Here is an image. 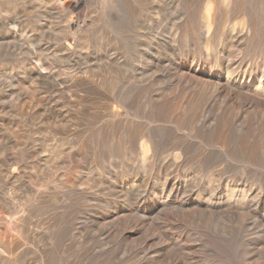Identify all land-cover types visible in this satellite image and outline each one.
Instances as JSON below:
<instances>
[{"label": "rangeland", "instance_id": "374dc122", "mask_svg": "<svg viewBox=\"0 0 264 264\" xmlns=\"http://www.w3.org/2000/svg\"><path fill=\"white\" fill-rule=\"evenodd\" d=\"M76 1L0 0V264H264V208L258 203L264 199V154L253 166L239 146L250 148L264 133V100L254 93L264 78L250 71L254 59L264 64V0H231L221 14L227 28L213 36L202 29L208 0ZM242 10L256 32L232 42L229 30ZM70 20L82 29H70ZM188 72L197 84L188 83ZM63 81L85 96L76 108L56 86ZM214 88H222V100L205 110ZM230 90L236 100L224 99ZM175 98L188 100L182 110L176 111ZM114 105L123 107L121 128L109 118L99 125L97 117ZM224 112L235 125L226 128L228 137L220 136ZM76 121L81 127L73 133ZM139 127L149 129L162 160L182 143L188 153L181 166L143 165L131 150ZM67 133L75 134L68 142ZM18 135L23 145L16 149ZM62 160L65 176L53 164ZM23 166L25 180H43L40 187L51 193L33 194L19 184L15 175ZM147 174L156 183L172 175L181 195L168 197L156 185L150 199L122 209L111 196L133 185L145 192ZM11 204L26 208L21 231ZM38 217L52 222L36 240L29 222ZM150 238L164 249L145 259L136 250ZM15 240L23 248L16 249Z\"/></svg>", "mask_w": 264, "mask_h": 264}, {"label": "bare ground", "instance_id": "6f19581e", "mask_svg": "<svg viewBox=\"0 0 264 264\" xmlns=\"http://www.w3.org/2000/svg\"><path fill=\"white\" fill-rule=\"evenodd\" d=\"M237 1V0H236ZM240 1V0H239ZM79 2V0H77L76 2H75V4H77ZM239 4L241 3V2H238ZM237 3V4H238ZM241 6V5H240ZM239 6V7H240ZM230 8H231V0H208V2H207V4H206V7L204 8V11L202 12V15H201V19H202V29H203V32H207V34H211L212 33V36H213V34L215 35V32H216V34L219 32V31H222V34L224 33V30L223 29H225L226 30V24L229 22V19H226L227 20V22L226 21H224V19H221V14L222 13H224V11L225 12H229V10H230ZM242 9V8H241ZM240 10V9H239ZM245 10H242L241 12H239V14H241L242 15V13H243V17L237 22V23H235L234 24V26L229 30L230 31V34L231 35H234V37H233V39H231L232 40V42H233V40L235 39L236 41H239V43H241L242 42V40L245 38V37H247V36H249L250 34H251V32H256V28L252 25V21L250 20V19H247V18H245V12H244ZM223 18L225 17V15H223L222 16ZM227 18V17H226ZM72 20V19H71ZM69 21V23L70 24H68V26H69V28L70 29H78L80 26L79 25H76L73 21ZM84 23H86L85 21H84ZM3 25H8V23H3ZM189 25V24H188ZM187 25V26H188ZM11 30L13 29V30H16L15 32H13V34L16 36L17 35V37L18 38H23L24 39V37H23V35H21L20 34V32H19V29H17L16 27H11L10 28ZM79 29H82V27L81 28H79ZM191 29H192V26H189V28H187L186 30L189 32V31H191ZM190 33V32H189ZM24 41V40H23ZM64 42V41H63ZM209 41L207 42V51H206V53L208 54V46H209ZM237 43V42H236ZM238 44V43H237ZM211 46V45H210ZM72 47V46H71ZM67 48V47H66ZM65 48V49H66ZM230 48H234V47H230ZM69 50V49H68ZM44 52V51H43ZM63 53V52H62ZM68 53V52H67ZM59 54V53H58ZM201 55V54H200ZM209 55V54H208ZM229 61V60H228ZM256 59H254L253 60V64L251 65V69H250V71H251V73H253V72H257V73H259V74H261L262 76H261V79L263 80V78H264V64H261L259 61H257ZM256 63V65L254 66V64ZM65 64V63H64ZM48 66V65H47ZM69 67V66H68ZM72 67V66H71ZM86 68H88L87 66H86ZM189 70V69H188ZM64 73V72H63ZM86 74V76H85V78H87L88 76H89V71H85V72H83L82 74ZM35 74V73H34ZM41 74H46V72L45 71H41ZM71 74V73H70ZM73 74V73H72ZM74 74H75V72H74ZM84 74V75H85ZM186 74V76L188 77V79H189V82L188 83H194V84H197V82H199V80H198V77L194 74V73H191V72H188V73H185ZM66 75V74H65ZM63 76H64V74H63ZM67 76H70V75H67ZM80 76H82V75H80ZM77 77V76H76ZM75 77V78H76ZM90 77V76H89ZM93 77V76H92ZM69 78V77H68ZM72 78V77H71ZM73 79V78H72ZM82 79H83V77H82ZM88 79V78H87ZM68 80V82H69V79H67ZM89 80V79H88ZM57 84V83H56ZM60 84V83H59ZM59 84H57L56 86L57 87H59L58 89H59V91L61 92V93H63V95L65 96V98H68L67 99V103L68 104H71L72 105V108H76L77 107V105H76V103L78 104V103H80V102H82L84 99H85V96H83V95H80V93H78V92H75V91H73V90H70V88H72V87H70V85H67V82L66 81H63L62 82V84L64 85L63 87H60V85ZM72 84V83H71ZM74 86V85H73ZM75 87V86H74ZM261 87V86H260ZM211 89V88H210ZM215 89V88H214ZM258 89V88H257ZM229 90V89H228ZM68 91L71 93V94H69L68 93ZM36 92V91H35ZM223 90H222V88H220V89H215L214 91H209L208 93H209V98L206 100V102H205V104H204V106L206 107V109L205 110H207V107L209 108H216L217 106H218V98L220 97L221 98V96H223ZM225 92H226V90H225ZM64 93H66V94H64ZM207 93V94H208ZM255 93V95H257V97H258V100L260 101V102H262L263 100H264V84H263V86L261 87V89L259 90V92H254ZM235 94H234V92H233V90H230L229 91V93H228V91H227V94L226 95H224L225 97H224V99L226 100L227 98L229 99V98H232L233 96H234ZM71 96H76L75 97V101L73 100V98L74 97H72V99H71ZM250 96V95H249ZM256 97V96H255ZM251 98H253V97H251ZM92 99V98H91ZM115 99V98H114ZM196 99V100H195ZM195 99H192L194 102H196V103H199V101L200 100H198V98H195ZM233 99H235V97H233ZM237 99V98H236ZM235 99V100H236ZM257 99V98H256ZM112 101H113V99H111ZM221 100H222V98H221ZM224 100V101H225ZM232 100V99H231ZM230 100V101H231ZM72 101H74V102H72ZM163 101H165V100H163ZM238 101V100H237ZM241 101H243V99L241 100ZM254 101V100H253ZM76 102V103H75ZM168 102H169V100H168ZM172 102H176L175 103V105L177 106V107H179L178 109H176V111H179V110H182V108H183V106H184V103H187L188 102V100L187 99H180V100H178V99H174ZM221 102V101H220ZM232 102V101H231ZM235 102V101H234ZM240 102V101H239ZM255 102V101H254ZM264 102V101H263ZM225 103V102H224ZM233 103V102H232ZM54 104V103H53ZM234 104V103H233ZM237 104V103H236ZM245 104V103H244ZM104 105V104H103ZM203 105V104H202ZM225 105V104H224ZM242 105V104H241ZM241 105H239V106H241ZM53 106V105H52ZM105 106H106V104H105ZM108 106V105H107ZM117 106V105H116ZM127 106V105H126ZM235 106V105H234ZM249 106V105H248ZM112 107V108H111ZM111 107H107V109H106V112L104 113V111L103 112H101V111H99V112H101V116H99V117H97L98 119H99V121H100V123H99V125H101V123H103L104 122V118L106 119V118H109L110 119V121L112 122H116L117 123V125H118V129H120L119 128V126H121V124H122V118H123V115H122V111H121V108H123V107H115V105L114 106H111ZM202 107V112L204 113V108H203V106H201ZM233 107V106H232ZM243 107H245V105L243 106ZM242 107V108H243ZM250 107V106H249ZM79 108V107H78ZM225 108H229V110H230V107L229 106H226ZM224 108V109H225ZM241 108V109H242ZM87 109V108H86ZM131 109H133V108H131ZM221 109V108H220ZM259 109V108H258ZM91 110V109H90ZM104 110V109H103ZM227 110V112H228V109H226ZM246 110V109H245ZM261 110H263V112L261 113V120H262V124L264 123V108H262ZM77 111V110H76ZM79 111V110H78ZM81 111V110H80ZM86 111H88V110H86ZM219 111V110H218ZM222 111V110H221ZM232 111V110H231ZM238 111V110H237ZM252 111V110H251ZM66 112V111H65ZM73 112H74V110H73ZM85 112V111H84ZM220 112V111H219ZM76 113V112H75ZM80 113V112H79ZM202 113V114H203ZM236 113V112H235ZM248 113V112H247ZM88 114V113H87ZM240 115H241V113H240ZM75 116V115H74ZM78 116V115H77ZM234 116H237V115H234ZM64 117V116H63ZM85 117V116H84ZM238 117V116H237ZM91 118V117H90ZM234 118V117H233ZM236 118V117H235ZM245 118V117H244ZM45 119V118H44ZM57 119V118H56ZM79 119V118H78ZM82 120H83V118H81ZM80 119V120H81ZM51 120V119H50ZM48 121V120H47ZM67 121V120H66ZM73 121H75V120H73ZM85 121V120H84ZM103 121V122H102ZM109 121V122H110ZM124 121V120H123ZM188 121H190L191 122V119L190 120H188ZM41 122V121H40ZM68 122V121H67ZM79 122L80 121H76V123L77 124H73V127H72V129L70 130V131H72L73 133H76L77 131H79L78 130V127L80 126V125H78L79 124ZM90 122H91V119H90ZM110 122V123H111ZM233 122H234V120L232 119V120H230L229 121V119H228V115H227V113L226 112H224L223 113V118H222V122H220V124H219V127L221 128L220 130H223L222 131V135L220 134V136L221 137H223V135H226V137H228V130L226 129V128H232L233 126H235L234 124H233ZM261 122V121H260ZM50 123H51V121H50ZM83 123V122H82ZM98 123V122H97ZM133 123V122H132ZM32 124H35V123H32ZM47 124V123H46ZM50 125V124H49ZM98 125V126H99ZM39 126V125H38ZM103 126H105V125H103ZM263 126V125H262ZM81 127V126H80ZM112 127V126H111ZM114 127V126H113ZM132 127H134V125H132ZM115 128V127H114ZM82 129V128H81ZM109 129H111V128H109ZM117 129V128H116ZM115 130V131H118V132H120V130ZM84 130H85V128H84ZM148 130L149 129H147V128H145L144 129V127H139V128H137V131L133 134V142H131L132 143V147H131V150H132V152H134V153H136L137 154V156H139V157H137L138 158V160L143 164V165H146L147 164V162H149V161H151V162H154V164L153 165H156V166H170V167H173V168H179L180 166H181V164H182V162H184L185 161V156H186V154L188 153V152H186L185 150H183V145H182V143L181 144H177V143H175V144H173L172 146H171V148H169V150H168V153H167V155L165 156V158H163V160L162 159H160V157L157 155V153H158V151H157V149L155 148V145L153 144V142H152V139H151V133H149L148 132ZM191 130V129H190ZM241 130H244V124L241 126ZM42 131V130H41ZM69 131V132H70ZM81 131V130H80ZM83 131V130H82ZM96 131H98V133L99 132H101L102 130H98V128H97V130ZM110 131V130H109ZM240 131V130H239ZM254 131L255 132H257V131H261V126H260V129L258 128V130H257V128L256 129H254ZM38 132V131H37ZM46 132V131H45ZM48 132H49V130H48ZM112 132H113V130H112ZM194 132V131H193ZM224 132H226V133H224ZM254 132V135H257L256 133ZM73 133H67L68 135H66V138H63V139H65V140H67V142L69 141V138L71 137V136H73V135H75V134H73ZM80 133V132H79ZM82 133V132H81ZM103 133H104V131H103ZM107 133V132H106ZM78 134V133H77ZM22 135V134H21ZM80 135V134H79ZM174 135V139H182V137L181 136H179V135H176L175 133L173 134ZM40 136V135H39ZM45 136V135H44ZM52 136V135H51ZM99 136V135H98ZM101 136V135H100ZM119 136V135H118ZM238 136V135H237ZM29 137V136H28ZM63 137V136H62ZM116 137V136H115ZM121 137V136H120ZM131 137V138H132ZM76 138V137H75ZM29 139H31V138H29ZM52 139V138H51ZM79 139V138H78ZM23 140H26V139H23ZM122 140V139H121ZM256 140L257 139H255V140H253L252 142H253V144L250 146V148H248V146L247 145H245V144H241V145H239L240 146V150L243 152V153H246V154H241V156L244 158V160H246V161H250L251 163H252V165L254 166V165H256V163L255 162H257L258 160H259V158L258 157H260V156H262L263 154H264V133L262 134H260V136H259V139H258V141L256 142ZM44 141V140H43ZM234 141V140H233ZM45 142V141H44ZM75 142V141H74ZM54 143V142H53ZM75 143H78V142H75ZM85 143V142H84ZM218 143H220V142H218ZM47 144V143H46ZM65 144V143H64ZM79 144V143H78ZM77 144V145H78ZM23 145V141L21 140V138H19V135H18V137H17V139H16V149L18 148V147H20V146H22ZM36 145V144H35ZM83 145V144H82ZM47 146H49L48 144H47ZM81 146V145H80ZM50 147V146H49ZM45 148V147H44ZM51 148V147H50ZM219 148V147H218ZM32 149V148H31ZM46 149V148H45ZM52 149V148H51ZM44 150V149H43ZM47 150V149H46ZM45 150V151H46ZM56 151V150H55ZM55 151L53 152V153H55ZM263 151V152H262ZM46 153V152H45ZM48 153V152H47ZM57 154L56 155H59V153L58 152H56ZM61 153V152H60ZM251 153V154H250ZM262 153V154H261ZM42 154H44V151H43V153L41 152V155ZM62 154V153H61ZM53 155V154H52ZM34 156H36V155H34ZM45 158H46V156H44ZM43 157V158H44ZM52 158V156H49V158ZM61 157V156H60ZM60 157L58 158V159H60ZM47 160H48V158H47ZM50 160V159H49ZM52 160V159H51ZM46 161V160H45ZM21 162V161H20ZM52 162V161H51ZM54 163L53 164H56L57 166L56 167H59L60 169H62V170H60V175L61 176H65L66 175V162H63V160L62 161H58L57 163H55V161H53ZM18 163V162H17ZM50 164V163H49ZM53 164H51V165H53ZM38 165V164H37ZM48 166V165H47ZM38 166H36V168H37ZM50 167H52V166H50ZM49 167V168H50ZM35 168V167H34ZM161 168V167H160ZM25 168H24V166H23V169H22V172H21V175H15V177L18 179V182H19V184H21L23 187H26V188H28V190L29 191H31V193L33 192V194H35V193H37L38 195H46V193H47V189H48V187H44V186H41L40 187V185H41V183H43V180H38L37 182H39V183H36V182H32L31 180H25V179H28L27 178V173L25 172V170H24ZM38 169V168H37ZM39 169H41V168H39ZM35 170V169H34ZM36 171V170H35ZM41 171H43L42 169H41ZM54 171V170H53ZM125 171V170H124ZM156 171H158V170H156ZM37 172V171H36ZM57 172V171H56ZM161 172V171H160ZM41 173H43V172H41ZM30 174V173H29ZM40 174V173H39ZM58 174V173H57ZM151 175H153V174H147V175H145V181H146V186H149V187H147V189H146V191L145 192H143V193H140V192H137L136 193V188H135V185H133V187L132 188H134V189H126L125 187L123 188V190H119L120 191V195H118V196H116V198H114V196L112 195L111 197H112V199H116V202L118 203V205H122V206H120V207H122V209L123 208H126V207H128V206H132L131 204H140V201L142 202L144 199H146V200H148V199H150V197H151V195H150V189H152L153 188V186H156V185H159V186H161L162 187V190H163V192H167L168 194V197H175V196H177V195H181V193H182V191H183V189H182V187H181V185L179 184H174V182L175 181H177V180H175V181H173V176L172 175H167V174H165V176H164V178H163V182L162 183H156L155 181H152V180H150V179H147V178H150V176ZM33 176V175H32ZM39 176V175H38ZM45 176V175H44ZM44 176H43V178H44ZM48 176V175H47ZM53 176V175H52ZM141 176V175H140ZM139 176V177H140ZM46 177V176H45ZM67 178V177H66ZM50 181V180H49ZM53 181H55V180H53ZM52 181V182H53ZM88 181V180H87ZM47 182V181H46ZM51 182V181H50ZM139 184V183H138ZM35 186V187H34ZM39 186V187H38ZM51 186V185H50ZM49 186V187H50ZM61 186V185H60ZM139 186V185H138ZM184 187H186V185L184 186ZM50 189V188H49ZM48 189V190H49ZM52 189V188H51ZM26 190V189H25ZM14 191V190H13ZM30 193V194H31ZM49 193H51L50 192V190H49V192L47 193V194H49ZM118 193V192H117ZM122 193V194H121ZM179 193V194H178ZM13 194V193H12ZM14 194H16V193H14ZM27 194V193H26ZM36 194V195H37ZM163 195L165 194L166 195V193H162ZM192 194H194V192L192 191V190H190L189 191V195L190 196H192ZM17 195V194H16ZM21 195V194H20ZM150 195V196H149ZM18 196V195H17ZM29 196V195H28ZM34 196V195H33ZM14 197V196H13ZM21 197V196H20ZM25 197V196H24ZM232 197H234V194H232ZM11 198V197H10ZM19 198V197H18ZM18 198H16V199H18ZM20 199V198H19ZM31 199V198H30ZM38 199V198H37ZM257 199V198H256ZM14 200V199H13ZM21 200V199H20ZM57 200V199H56ZM60 200H61V198H60ZM59 200V201H60ZM136 200V201H135ZM260 200L261 201H258V203L264 208V199L263 198H260ZM31 201H33V198L31 199ZM30 201V202H31ZM135 201V202H134ZM244 201V200H243ZM22 202V201H21ZM6 203V202H5ZM25 203H26V201H25ZM33 203H34V201H33ZM56 203H57V201H56ZM100 203H102V200L100 201ZM245 203V202H244ZM8 204V203H7ZM20 204V203H19ZM246 204H247V202H246ZM249 204V203H248ZM12 205V204H11ZM23 205V204H22ZM257 205V204H256ZM13 206V207H12ZM11 207V209H13L14 208V204L12 205ZM32 206V205H31ZM30 206V207H31ZM23 207V206H22ZM22 207H15L14 208V211L17 209V213H20V215L19 214H17L18 216L17 217H13V222H14V225H15V228H19L20 230L19 231H21L22 229H21V226H22V224L26 221V217H27V215H26V208L25 209H23ZM28 208V207H27ZM6 209H8V208H6ZM107 209L109 210L110 208L107 206L103 211H104V213L105 212H109V211H107ZM32 210V209H31ZM117 210V209H116ZM13 212V211H12ZM15 214V213H14ZM33 216H34V214H32ZM28 218V217H27ZM35 218V217H34ZM32 219V218H31ZM37 220L36 221H34V220H30V222H29V232H30V235L29 236H32L34 239H38L41 235H43V234H45V232H44V228H48V227H44V225H48V224H50V219L49 218H45V217H43V218H36ZM12 220V219H11ZM52 222V221H51ZM27 223V222H26ZM27 225H28V223H27ZM24 227H25V225H24ZM25 228H27V227H25ZM47 230V229H46ZM10 231V230H9ZM16 231V230H15ZM24 231V230H23ZM134 232V231H133ZM9 233V232H8ZM25 233V232H24ZM26 233H28V231L26 232ZM12 234H13V232H12ZM9 235V234H8ZM28 235V234H27ZM20 236V235H19ZM7 237V236H6ZM16 237V236H15ZM28 237V236H27ZM123 237V236H122ZM10 238H11V235H10ZM32 238V239H33ZM9 239V238H8ZM33 239V240H34ZM36 239V240H37ZM12 240H14V239H12ZM16 240H17V238H16ZM16 240L14 241V247L17 249V248H19V247H21V243L20 242H16ZM154 240H156L155 238H150V239H147V240H145L144 241V243L141 245V246H139L138 247V249L136 250V253H138L139 252V255H143V257L146 259V258H148L149 259V257L151 258V257H154L156 254L157 255H159L162 251H163V249H164V246L162 245V244H160V243H155L154 242ZM6 241V240H5ZM9 241V240H8ZM7 241V242H8ZM17 241H19V239L17 240ZM23 241V240H22ZM32 241V240H31ZM39 241V240H38ZM4 242V241H3ZM1 243V242H0ZM3 244V243H2ZM6 244V243H5ZM22 244H23V242H22ZM7 245V244H6ZM10 245V244H9ZM8 245V247H10ZM12 245H13V243H12ZM38 245H39V242H38ZM23 246V245H22ZM13 247V246H12ZM39 247V246H38ZM21 248H23V247H21ZM0 249H2V248H0ZM11 249V248H10ZM15 249V250H16ZM13 250V252H14V249H12ZM21 250V249H20ZM18 251V250H17ZM6 252V251H5ZM139 258H141V256L139 257ZM179 260V262L181 263V264H186V263H184L181 259H178Z\"/></svg>", "mask_w": 264, "mask_h": 264}]
</instances>
